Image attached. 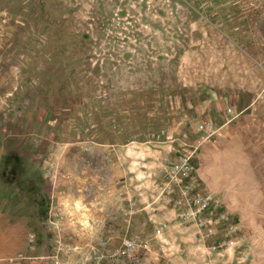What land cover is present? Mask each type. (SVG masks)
Returning <instances> with one entry per match:
<instances>
[{
	"label": "rangeland",
	"instance_id": "rangeland-1",
	"mask_svg": "<svg viewBox=\"0 0 264 264\" xmlns=\"http://www.w3.org/2000/svg\"><path fill=\"white\" fill-rule=\"evenodd\" d=\"M0 210V264H264V0H0Z\"/></svg>",
	"mask_w": 264,
	"mask_h": 264
},
{
	"label": "crops",
	"instance_id": "crops-1",
	"mask_svg": "<svg viewBox=\"0 0 264 264\" xmlns=\"http://www.w3.org/2000/svg\"><path fill=\"white\" fill-rule=\"evenodd\" d=\"M30 218L0 210V261L24 257L29 250Z\"/></svg>",
	"mask_w": 264,
	"mask_h": 264
},
{
	"label": "built area",
	"instance_id": "built-area-1",
	"mask_svg": "<svg viewBox=\"0 0 264 264\" xmlns=\"http://www.w3.org/2000/svg\"><path fill=\"white\" fill-rule=\"evenodd\" d=\"M188 170H189L188 161L185 160L184 162H182V164L177 165V166H173L171 168V174L176 178L179 175V173L180 174L183 173L182 171H184V173H188L189 172ZM31 242L33 243V239L31 240ZM127 248H128V250H133L135 248V243L134 242H128Z\"/></svg>",
	"mask_w": 264,
	"mask_h": 264
}]
</instances>
